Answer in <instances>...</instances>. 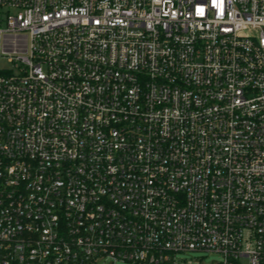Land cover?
Listing matches in <instances>:
<instances>
[{
    "label": "built area",
    "instance_id": "2783aa9c",
    "mask_svg": "<svg viewBox=\"0 0 264 264\" xmlns=\"http://www.w3.org/2000/svg\"><path fill=\"white\" fill-rule=\"evenodd\" d=\"M0 46V264H264V0H0Z\"/></svg>",
    "mask_w": 264,
    "mask_h": 264
},
{
    "label": "rangeland",
    "instance_id": "374dc122",
    "mask_svg": "<svg viewBox=\"0 0 264 264\" xmlns=\"http://www.w3.org/2000/svg\"><path fill=\"white\" fill-rule=\"evenodd\" d=\"M14 67L15 64L10 61L9 57H3L0 46V75L10 74L15 70ZM220 262H222V256L217 254L181 253L176 257L173 256L170 264H218Z\"/></svg>",
    "mask_w": 264,
    "mask_h": 264
}]
</instances>
